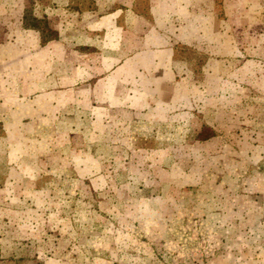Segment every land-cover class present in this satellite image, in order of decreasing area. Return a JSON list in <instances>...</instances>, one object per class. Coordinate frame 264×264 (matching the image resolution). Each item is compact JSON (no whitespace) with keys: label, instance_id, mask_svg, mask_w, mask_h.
Returning <instances> with one entry per match:
<instances>
[{"label":"rangeland","instance_id":"1","mask_svg":"<svg viewBox=\"0 0 264 264\" xmlns=\"http://www.w3.org/2000/svg\"><path fill=\"white\" fill-rule=\"evenodd\" d=\"M15 1L53 37L51 0ZM70 1L92 18L121 6L132 35L102 58L99 39L68 38L88 43L86 73L34 90L56 116L13 113L3 98L29 95L31 75L0 66V264H264V0H192L172 59L138 39L158 0ZM175 3L155 14L179 28Z\"/></svg>","mask_w":264,"mask_h":264},{"label":"crops","instance_id":"2","mask_svg":"<svg viewBox=\"0 0 264 264\" xmlns=\"http://www.w3.org/2000/svg\"><path fill=\"white\" fill-rule=\"evenodd\" d=\"M136 1L127 0L128 3L123 4L124 6L132 7ZM161 1L179 4V9L182 10L179 12V18L183 14L186 19L185 21H180L179 28H176V24L173 25V22L178 18L175 17L176 14L178 15V12L166 14L165 16H157L155 14V12L157 13L156 4H160ZM191 2L192 0H158L154 2L151 5L152 8L150 7L149 9L151 14L153 12L154 17L149 20L148 28L138 38L143 43L144 48L148 46L149 51L153 52L151 50L153 46H150L152 41H162L163 43L160 42L162 47L159 48L161 50L158 54L170 57L171 59L174 58L175 45L172 44V41L179 43L187 42L185 40V33L194 24L189 19L191 15L189 14ZM49 3L51 4L49 5L51 7L49 9H52L53 12L48 14V16H44V18L47 20L49 28L54 32L51 38H47L43 29L36 24L38 19H33V23H29V10L24 3L15 0H0V26L5 28L3 34L6 36L5 42H0L1 72L9 74L12 77L31 75V80L26 85L27 90L30 91L29 95L23 94L13 98H8L5 95L6 97L4 96L5 98H3L6 99L7 104L11 102L13 106L20 107L13 112L18 115L23 116L34 113L35 106L44 104L51 107L54 116L60 114L61 111H57V106L61 103L55 97H52L53 101L48 100V102H43L49 96H45L43 93L42 95L36 94L34 90L38 91V87L43 83L49 84V82H53L49 81L52 79L51 77L58 76L62 72L61 74L64 73L65 75L62 79L66 81L63 89L64 91H69V89H72V82L75 78L71 75L73 73L77 75L86 73L89 53L88 43L74 47L72 42L68 43V38L75 40L76 38L86 36L88 39L96 38V41L99 39L100 44L95 45L97 49L90 51L98 52L99 50L100 52L97 55L102 58L104 55L103 45L105 38L107 42L112 44V40H117L114 36L120 35L121 32L132 35L131 32L119 24L118 19L120 18V12L123 10L121 6L112 8L111 12H108L106 16L96 14L92 18V14L89 13L95 12L91 11L92 9L95 10L94 7L91 10L87 8L76 10L70 0L64 2L51 0ZM58 8L64 12L60 18H57V15L54 14ZM31 24H36L37 26H31ZM173 26L175 27V38L171 36V27ZM146 43L150 44L147 45ZM89 45L91 46V44ZM111 57H113V54H111ZM66 83L68 84L66 85ZM56 85L58 83L52 87L53 92L51 91V94L53 96L61 93V87H56Z\"/></svg>","mask_w":264,"mask_h":264},{"label":"trees","instance_id":"3","mask_svg":"<svg viewBox=\"0 0 264 264\" xmlns=\"http://www.w3.org/2000/svg\"><path fill=\"white\" fill-rule=\"evenodd\" d=\"M31 26H37L36 24H31Z\"/></svg>","mask_w":264,"mask_h":264}]
</instances>
